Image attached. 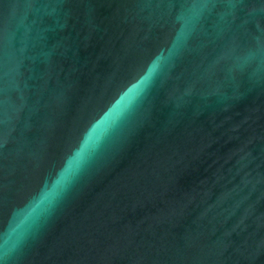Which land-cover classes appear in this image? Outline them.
<instances>
[{
    "label": "water",
    "instance_id": "water-1",
    "mask_svg": "<svg viewBox=\"0 0 264 264\" xmlns=\"http://www.w3.org/2000/svg\"><path fill=\"white\" fill-rule=\"evenodd\" d=\"M0 264H264V0H0Z\"/></svg>",
    "mask_w": 264,
    "mask_h": 264
}]
</instances>
